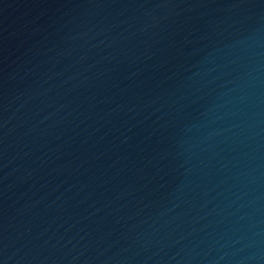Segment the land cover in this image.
I'll return each instance as SVG.
<instances>
[{"label": "water", "instance_id": "obj_1", "mask_svg": "<svg viewBox=\"0 0 264 264\" xmlns=\"http://www.w3.org/2000/svg\"><path fill=\"white\" fill-rule=\"evenodd\" d=\"M0 264H264V0H0Z\"/></svg>", "mask_w": 264, "mask_h": 264}]
</instances>
